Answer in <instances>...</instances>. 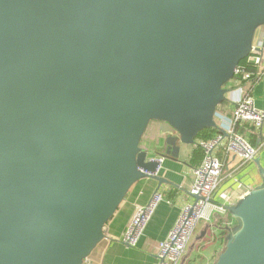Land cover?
I'll use <instances>...</instances> for the list:
<instances>
[{
  "label": "water",
  "instance_id": "95a60500",
  "mask_svg": "<svg viewBox=\"0 0 264 264\" xmlns=\"http://www.w3.org/2000/svg\"><path fill=\"white\" fill-rule=\"evenodd\" d=\"M264 0H0V264H83L140 180L215 128ZM263 182L214 264H264Z\"/></svg>",
  "mask_w": 264,
  "mask_h": 264
},
{
  "label": "built area",
  "instance_id": "2783aa9c",
  "mask_svg": "<svg viewBox=\"0 0 264 264\" xmlns=\"http://www.w3.org/2000/svg\"><path fill=\"white\" fill-rule=\"evenodd\" d=\"M246 66L237 67L234 79L225 87L236 88L237 96L231 101V113L216 111L215 133L209 140H196V145L203 151L199 166L192 169V181L188 190V202L182 207L180 216L167 237L159 242L156 264H178L186 254L191 236L197 223L206 225V231L216 234L218 222H222L224 231L233 230V223L228 221V209L233 207L251 189L240 181H235L234 189L219 192L223 181V164L220 154L238 158L239 166L255 160L260 147L252 145L246 137L248 129L264 130V107L255 106L251 90H246L243 82L250 86L264 80V26L255 32L250 54L245 59ZM251 67L253 72L247 71ZM230 86V88H229ZM227 94L225 93V103ZM163 157L154 158L162 163ZM165 197L155 192L144 206L136 207L122 235L117 240L128 248H135L144 229ZM206 233V232H205ZM212 239V238H211ZM87 259L84 261L85 264Z\"/></svg>",
  "mask_w": 264,
  "mask_h": 264
},
{
  "label": "crops",
  "instance_id": "0c3cea01",
  "mask_svg": "<svg viewBox=\"0 0 264 264\" xmlns=\"http://www.w3.org/2000/svg\"><path fill=\"white\" fill-rule=\"evenodd\" d=\"M249 89L252 92L251 95L254 99L255 106L263 108L264 80L257 81ZM237 93L236 88L233 87L226 90V99L228 100L224 103L222 111L228 115L231 113L232 107L230 100L235 98ZM163 127L161 123L157 125L149 124L141 139L140 149L147 152L151 159L161 156L164 153L165 146L163 142L166 135L161 132ZM246 137L252 145L260 147L259 152L253 162L244 166H239L238 158L233 156L226 157L220 154L223 164V181L220 185L219 192L234 189L236 180L249 186L251 190L257 188L263 182L259 175V167L264 168V130L259 132L248 129ZM194 148L195 146H182L178 158L163 159L157 174L166 183H162L159 186L158 182L154 180L143 179L138 181L130 189L113 218L106 224L104 228L105 238L92 251L85 264H156L158 244L167 237L177 222L182 207L188 202V190L190 189L192 181V169L201 163L195 167H191L189 164L191 152ZM155 192L163 194L165 200L158 204L136 247L128 248L119 243L117 240L130 221L135 208L146 205ZM228 221L233 223L232 229H234L237 225L236 221L230 215L228 216ZM218 227L220 233L224 234L223 231L225 228L222 226L221 221L218 222ZM205 232L206 225L202 224L201 231L195 238V241L191 244L189 243L186 254L178 264H189L190 261L196 259L200 261L202 258H205V262H207L209 252L207 247L209 243L203 246L204 249L202 248V251L197 246V244H201L202 238L206 234ZM203 252L206 254L205 256H202ZM199 264L203 263L199 262Z\"/></svg>",
  "mask_w": 264,
  "mask_h": 264
},
{
  "label": "rangeland",
  "instance_id": "374dc122",
  "mask_svg": "<svg viewBox=\"0 0 264 264\" xmlns=\"http://www.w3.org/2000/svg\"><path fill=\"white\" fill-rule=\"evenodd\" d=\"M158 123L159 122H150L151 125L152 124L157 125ZM228 215H230V214L228 213ZM202 224L203 223H201V222L197 223V225L195 227V232L190 238V241H189L190 244L195 241V238L197 237V235L201 231ZM223 233L224 234L220 233L219 230L216 231V234L211 233V231H206V234L202 238L203 239L202 242H201L202 245L201 244L200 245L197 244V246L202 251L204 249L203 246H205V245H207V243H209L208 247H207V249H209V252H208V255H207V257H208L207 262H205V258H202L200 261L198 259H196L194 261H190L189 264H199V262L203 263V264H214L217 261L219 255L223 252V250L225 249V246H226L225 244H226L227 231H223ZM218 241H220V242H218ZM217 243H219V244H217ZM207 249H206V251H207ZM205 255L206 254L203 252L202 256H205Z\"/></svg>",
  "mask_w": 264,
  "mask_h": 264
},
{
  "label": "trees",
  "instance_id": "16d2710c",
  "mask_svg": "<svg viewBox=\"0 0 264 264\" xmlns=\"http://www.w3.org/2000/svg\"><path fill=\"white\" fill-rule=\"evenodd\" d=\"M241 66H246V60H243V61H241L239 63V67H241ZM247 71L253 72L251 67H247ZM233 79H234V77H233ZM232 80L229 81L224 86V88L227 87L232 82ZM243 84H244L246 90H248L251 87L248 84V82H245V83L243 82ZM224 103H225V101L221 105H219L217 107V110L216 111H222L223 106H224ZM214 133H215V129L214 128L203 130V131H201L198 134L197 140H209V139H211L213 137ZM202 157H203V151H202V149L199 146H195V148L191 152V156H190V160H189L190 166L191 167L197 166L201 162Z\"/></svg>",
  "mask_w": 264,
  "mask_h": 264
}]
</instances>
